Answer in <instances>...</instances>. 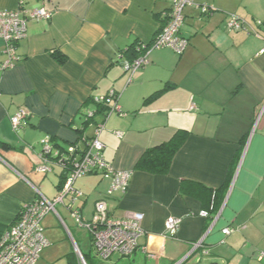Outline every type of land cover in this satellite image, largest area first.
Here are the masks:
<instances>
[{"label": "crops", "instance_id": "1", "mask_svg": "<svg viewBox=\"0 0 264 264\" xmlns=\"http://www.w3.org/2000/svg\"><path fill=\"white\" fill-rule=\"evenodd\" d=\"M19 2L0 0V9L15 10ZM195 2L213 11L184 10L185 52L155 50L132 75L123 67L133 60L126 52L153 42L172 0H24L26 8L43 5L53 16L28 22L27 37L17 45L23 60L12 69H2L0 41V238L35 200L33 186L48 199L58 195L62 170L35 171L42 141L84 151L104 122L91 99L114 91L123 115L110 116L100 138L105 159L132 172L128 192L107 199L111 214L144 215L145 234L131 263L264 264V0ZM231 16L247 30H227ZM21 108L30 116L15 131L11 119ZM88 111L96 113L90 122ZM179 131L189 135L168 174L137 168L149 149ZM76 188L83 194L77 206L90 220L109 182L90 175ZM62 218L68 229L54 213L43 221L47 250L68 239L74 244ZM170 218L180 221L173 231L166 230ZM226 228L233 231L228 236ZM200 241L203 248L193 253Z\"/></svg>", "mask_w": 264, "mask_h": 264}, {"label": "built area", "instance_id": "2", "mask_svg": "<svg viewBox=\"0 0 264 264\" xmlns=\"http://www.w3.org/2000/svg\"><path fill=\"white\" fill-rule=\"evenodd\" d=\"M187 7H196L201 14L208 15L213 11L209 5H197L195 0H172V7L167 14L166 25L150 44L137 46L138 56L132 60L123 61L125 71L132 75L139 69L149 64V57L155 50L169 48L178 55H182L189 45L183 37L184 10ZM53 13L43 5L26 8L25 3L19 2L15 10L0 9V41L4 44L6 60L2 69H12L23 59L18 53V43L27 37V27L30 21L51 20ZM260 25V23H259ZM229 31L247 30L246 23L237 16H231L226 24ZM121 95L114 91L103 96L92 97V102L98 107L106 108L102 114L104 122L97 124L94 137L87 143L84 151H79L75 146L67 150L54 149L50 138L42 141L43 150L41 163L35 171L43 176L51 173L55 168H60L66 180L54 199H48L40 190L33 186L36 198L33 202L25 204L20 219L9 229L0 241V264H37L43 251L50 246L43 227L44 219L54 213L60 222L68 229L57 208L65 207L75 225L85 229L91 236L92 247L96 257L100 260H109L115 255L120 258L131 257L139 249V239L144 236L142 227L144 215L131 212L123 218L114 217L109 209L107 199L116 193L126 194L129 190L132 172L116 169L104 157L105 144L101 140V133L105 129V121L113 114L123 115L119 105ZM95 112L86 113L87 121H92ZM30 116V111L21 108L12 117L11 123L15 131L20 130ZM118 137L122 135L115 133ZM90 175H99L109 182V189L105 198L95 205L93 217L90 220L83 218L77 206L83 194L76 188L77 181ZM209 212L203 211L201 217L207 218ZM180 221L170 218L166 223V230L173 231ZM232 229L226 228L223 234L228 236ZM204 241L193 245V253L203 248ZM79 264H87L83 255L78 252ZM207 254V252H203ZM151 256V255H150ZM259 259L264 262V252L259 254Z\"/></svg>", "mask_w": 264, "mask_h": 264}, {"label": "rangeland", "instance_id": "3", "mask_svg": "<svg viewBox=\"0 0 264 264\" xmlns=\"http://www.w3.org/2000/svg\"><path fill=\"white\" fill-rule=\"evenodd\" d=\"M82 181L79 182V185ZM61 207L62 206H59L57 210L65 218L67 224L73 231L75 236L74 244H72L71 240H69L68 238L67 239L70 242L68 240H65L63 243L59 242L56 244H52V248H49L48 250L46 248L43 251V255H41L42 259L38 264H76V254L78 252H80L85 257L88 264H132L130 260L131 258L125 257L119 259L120 257L117 255L106 261L98 259L92 247V239L90 234L85 229H81L76 226L70 219L68 214ZM75 246H77L78 249ZM185 264H198V262L196 258H193Z\"/></svg>", "mask_w": 264, "mask_h": 264}, {"label": "trees", "instance_id": "4", "mask_svg": "<svg viewBox=\"0 0 264 264\" xmlns=\"http://www.w3.org/2000/svg\"><path fill=\"white\" fill-rule=\"evenodd\" d=\"M20 1L24 3V0H20ZM38 1H42V0H38ZM137 46L133 49H129L126 52V53L130 52L132 54L133 60L138 56ZM98 108H99L98 112L100 111V113H102V114L106 111V108H102V107H98ZM87 122H89V121H87ZM188 135H189V133L187 131H179L170 141L163 143V144H160L154 148L149 149L145 153L143 158L140 160V162L138 163L137 168L145 170V171H147L149 173H153V174H161V175L168 174L175 155L177 154V152L180 150V148L185 143ZM53 148H54V146H53ZM54 149H59V148L55 146ZM67 149H68V147L64 148V149L60 148L59 150H67ZM65 180H66V176L63 175V173H62L61 182L58 184V187H57L58 192H59V190L62 189V186H63ZM215 203H214V205H215ZM24 206L25 205H23V207L19 211L16 219L14 220L12 225L9 227V229L20 219V216L22 214ZM79 209H80V207H79ZM9 229L6 232H8ZM5 233L3 234V236L5 235ZM2 237L0 238V241H1ZM84 259H85V257H84ZM85 261H86V259H85ZM86 263H87V261H86Z\"/></svg>", "mask_w": 264, "mask_h": 264}, {"label": "water", "instance_id": "5", "mask_svg": "<svg viewBox=\"0 0 264 264\" xmlns=\"http://www.w3.org/2000/svg\"><path fill=\"white\" fill-rule=\"evenodd\" d=\"M192 259V258H191ZM190 258H188L187 260L183 261L181 264H185L186 262L190 261L191 260ZM201 263V262H198V264Z\"/></svg>", "mask_w": 264, "mask_h": 264}]
</instances>
